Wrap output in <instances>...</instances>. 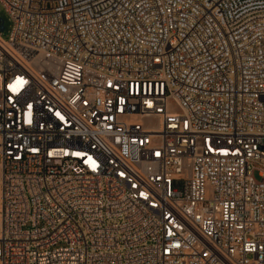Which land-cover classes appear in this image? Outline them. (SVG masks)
Segmentation results:
<instances>
[{
  "label": "built area",
  "instance_id": "obj_1",
  "mask_svg": "<svg viewBox=\"0 0 264 264\" xmlns=\"http://www.w3.org/2000/svg\"><path fill=\"white\" fill-rule=\"evenodd\" d=\"M0 7V264H264V0Z\"/></svg>",
  "mask_w": 264,
  "mask_h": 264
},
{
  "label": "rangeland",
  "instance_id": "obj_2",
  "mask_svg": "<svg viewBox=\"0 0 264 264\" xmlns=\"http://www.w3.org/2000/svg\"><path fill=\"white\" fill-rule=\"evenodd\" d=\"M0 18L3 20L5 27V30L3 32V38L8 39L11 32V22L7 14L4 12V10L1 7H0Z\"/></svg>",
  "mask_w": 264,
  "mask_h": 264
},
{
  "label": "water",
  "instance_id": "obj_3",
  "mask_svg": "<svg viewBox=\"0 0 264 264\" xmlns=\"http://www.w3.org/2000/svg\"><path fill=\"white\" fill-rule=\"evenodd\" d=\"M4 30H5L4 22H3V20L0 18V31L3 32Z\"/></svg>",
  "mask_w": 264,
  "mask_h": 264
}]
</instances>
